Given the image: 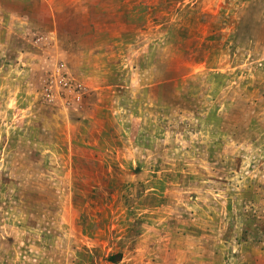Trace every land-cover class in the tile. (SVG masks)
I'll list each match as a JSON object with an SVG mask.
<instances>
[{"label": "rangeland", "instance_id": "1", "mask_svg": "<svg viewBox=\"0 0 264 264\" xmlns=\"http://www.w3.org/2000/svg\"><path fill=\"white\" fill-rule=\"evenodd\" d=\"M0 264H264V0H0Z\"/></svg>", "mask_w": 264, "mask_h": 264}]
</instances>
